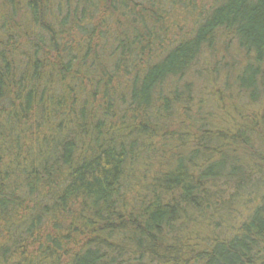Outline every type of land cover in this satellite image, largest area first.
I'll list each match as a JSON object with an SVG mask.
<instances>
[{
  "label": "trees",
  "instance_id": "1",
  "mask_svg": "<svg viewBox=\"0 0 264 264\" xmlns=\"http://www.w3.org/2000/svg\"><path fill=\"white\" fill-rule=\"evenodd\" d=\"M0 264H264V0H0Z\"/></svg>",
  "mask_w": 264,
  "mask_h": 264
},
{
  "label": "rangeland",
  "instance_id": "2",
  "mask_svg": "<svg viewBox=\"0 0 264 264\" xmlns=\"http://www.w3.org/2000/svg\"><path fill=\"white\" fill-rule=\"evenodd\" d=\"M202 67H204V66H202ZM199 68V67H198ZM200 70H201V67L199 68ZM197 74V73H196ZM195 81H197L196 83H195V85H196V97H197V100L200 98H205V97H209L210 96V92L212 91V89H210L209 87H206V85L203 83L202 84V82H203V80L201 81V80H198V79H194ZM143 168H145V166L143 167ZM142 170V167H140V169L139 170H137L136 171V175L138 176L139 175V172H140V175L142 174V172L144 171H141ZM139 175V176H140ZM138 176V177H139ZM137 177V178H138ZM130 182H131V184H132V181L131 180H129ZM138 182V181H137ZM136 186V185H135ZM133 187V186H132ZM137 187V186H136ZM187 235V234H186ZM184 237V235L183 234H181V236H180V238H183Z\"/></svg>",
  "mask_w": 264,
  "mask_h": 264
}]
</instances>
